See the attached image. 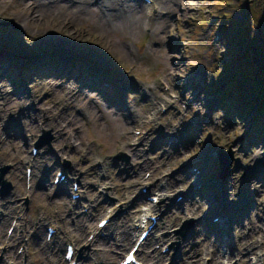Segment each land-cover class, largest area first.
<instances>
[{"label":"rangeland","instance_id":"obj_1","mask_svg":"<svg viewBox=\"0 0 264 264\" xmlns=\"http://www.w3.org/2000/svg\"><path fill=\"white\" fill-rule=\"evenodd\" d=\"M118 2L139 5L135 26L129 18L136 15ZM140 5L136 0H0V68L13 65L16 70L15 82L0 76V168L9 165L4 177L12 185L8 194L0 196V247L12 216L19 211L31 220L26 227H39L33 237L28 230L26 240H22L21 231L12 232L14 248L7 246L0 252L5 263L13 259L14 264H63L64 240L69 237L79 243L84 238L86 226L105 213L95 211L98 204L104 209L115 206L119 216L111 228L123 237L122 225L129 228L139 216L125 220L127 208L141 215L147 205L157 211L169 205L154 236L165 235L161 244L183 241L171 264L206 263L205 254L210 251L218 254L215 264L226 262L221 254L223 245L220 248L219 240L212 236L215 231L210 220L215 213L229 215L231 235L239 242L241 256H247L246 246L255 251V257L264 254V131L257 136L254 126L250 127L254 115L234 113L237 101L224 97L232 91H227L228 86L238 80L232 79L236 66L229 67L218 82L222 58L233 63L237 56L244 65L250 59L264 61V0H160L154 18H146L150 21L143 20ZM226 24L230 26L226 28ZM105 54L113 62H107ZM245 54H249L247 61ZM73 57L84 60L91 73L71 78L69 72L76 74L71 67ZM64 61L67 67L62 66ZM29 66H37V74L26 75ZM50 66L59 71L53 72ZM96 72L102 73L105 81ZM240 82L251 91V85ZM251 100L252 96L248 102ZM161 103L165 112L160 110ZM137 113L146 120L139 131L133 124ZM42 131L46 137L38 153H44L36 156L32 180L27 182L26 166L18 161L28 156ZM141 131L145 139L131 146ZM166 132L179 138L177 145H167ZM47 142L61 162H68V170L77 171L79 183L85 187H79L83 196L88 189V196L95 198L89 201L90 210H94L84 221L77 215L88 196L70 215L68 196L51 185L58 166ZM220 152H226L225 161L231 158V173L222 185ZM198 155L205 156L195 181L182 165ZM123 156L128 157L126 165ZM146 170L151 173L146 178L149 185L157 187L151 194L165 195L157 206L139 196L138 183L132 185ZM193 184L200 188L193 190ZM179 194L186 196L176 201ZM128 198L136 202L130 205ZM234 204L237 209L232 208ZM191 218L192 228L184 230L183 223ZM48 223L60 228V250L45 244L49 243L44 238ZM177 229L184 231L175 234ZM135 234L119 247L109 236L100 238L84 253L109 254L112 259L106 264H115ZM15 243L23 244L22 252L17 254ZM154 245L146 241L139 258L147 256V264H158L157 257L162 256L159 264H166L168 255L160 254ZM262 261L264 264V257ZM94 262L99 264V259L87 258L83 263Z\"/></svg>","mask_w":264,"mask_h":264},{"label":"bare ground","instance_id":"obj_2","mask_svg":"<svg viewBox=\"0 0 264 264\" xmlns=\"http://www.w3.org/2000/svg\"><path fill=\"white\" fill-rule=\"evenodd\" d=\"M136 1H140L141 2V10L143 9V20L145 19L146 21H150V19L148 20V19H146L147 17H151L152 16V18H154V14H155V12H156V9H157V4L159 3V1L160 0H150V2L149 3H147V2H145V1H142V0H136ZM127 1H125V3H126ZM118 4L119 5H121L119 2H118ZM122 5H124L125 6V4L124 3H122ZM121 5V6H122ZM139 5H137V6H135V5H130V6H128V5H126L125 7H128L129 8V12L132 14V16H133V14H135L136 15V18L135 17H130L129 18V20L130 21H132V24L135 26V23H136V20H137V18H139V7H138ZM142 18V17H141ZM139 21V20H138ZM147 24H145V26H146ZM61 60V59H60ZM83 61L84 60H82L80 57L79 58H74L73 57V59H72V62H71V67H72V69L73 70H76L75 72H76V74H73L72 73V75L70 74V72L68 73V75L69 76H71V78H73V79H76V78H81V77H84V76H86L88 73L90 74L91 73V71L90 70H88V68H85L86 66L83 64ZM67 65H68V62L67 61H64V62H62V66H64V67H67ZM10 67H5V68H0V76H2V75H6V76H8V77H11L12 78V80H16V74H14V72L16 73V70H15V68H14V66L13 65H9ZM40 66V65H39ZM38 66V67H39ZM37 67V66H36ZM36 67L35 66H32V67H27L26 69H27V71H29L30 73H32V72H35V70H36ZM50 69L53 71V72H56V71H59V69L58 68H53V67H51L50 66ZM67 70V69H66ZM36 73V72H35ZM37 74V73H36ZM96 75H98L99 77H102V79L105 81V76L102 74V73H100V72H96L95 73ZM15 77V78H14ZM163 84H167L168 83V81H167V79L166 78H164L163 80ZM107 88H110V86H106ZM165 101H166V99H165ZM162 108H163V105H162ZM46 113V112H45ZM139 113H137V115H135V117H136V119H133L134 121H133V124L136 126V130H139V129H143V125H144V123L146 122L145 121V119H143V116H141V115H138ZM151 121V120H150ZM148 124V123H147ZM40 125V124H39ZM70 137V136H69ZM145 138H144V136L141 134V136H139L138 138H136V139H134L133 141H135V142H140V141H143ZM18 163H22V164H27V165H30V166H32V167H35L36 166V164H37V161H36V157H32L31 155H29V157L26 159V160H23V159H20V161H18ZM225 164H227V161L225 162ZM16 165V164H15ZM27 167H29V166H27ZM52 170H53V167L51 168ZM71 174L74 176V177H76V172L75 173H73V169L71 170ZM191 175H193L194 176V174H192L191 173ZM132 177H135L134 176V174H133V176ZM142 178V176H140V180H139V182H138V180L135 178L134 179V181H133V184L132 185H134V184H142V186L143 187H146L147 186V182H144V180L143 179H141ZM81 186H83L82 185V181H81ZM165 184V183H164ZM84 187V186H83ZM165 187H166V191H167V188H168V186H166V184H165ZM170 191V190H169ZM85 192H87V194H85V195H89V190L88 189H86L85 190ZM63 195H64V193H63ZM185 196H186V194L185 195H183V199L185 198ZM64 197H65V195H64ZM88 197H90L89 198V200L91 199V196H88ZM67 198V197H66ZM67 204H68V200H67ZM173 205L175 206L176 205V202L175 201H173ZM61 206H63V204H61ZM96 207H98L100 210H104V205H101V204H98V205H96ZM8 208H10V204H8ZM21 212V211H20ZM75 212H76V210L75 209H70L69 210V213H72V214H75ZM127 214H126V217L124 218L125 220H128L131 216H133V212H131V210L130 211H128V212H126ZM18 216V219H17V221H16V225H15V229L16 230H24L25 228H26V225L27 224H30L31 223V220H30V218H27V217H25L24 215H21V214H18L17 215ZM46 218V217H45ZM45 218H43L44 220H45ZM79 218H82V220L84 221V218H85V215L83 214L82 216H80ZM78 218V219H79ZM147 224H149V222H147ZM37 224H36V233H37V231H38V228H37ZM148 226V225H147ZM146 226V227H147ZM59 229L60 228H58V229H56V235H57V231H59ZM139 229V228H138ZM146 228H144L143 230H145ZM153 229H155V227H153L151 230H150V232H149V236H148V240L150 239V238H152L153 237V234H152V231H153ZM122 230H123V234H124V241L125 240H127L128 239V235L130 236V237H132V229L129 227H127V226H125L124 224L122 225ZM142 231V229H139V232H141ZM203 231H204V228H203ZM216 233H218V231L217 230H214ZM89 234L90 235H93V232H92V230H89ZM220 235H221V233H220ZM12 237H10V238H8V239H6L7 240V244L11 247V248H13V243L14 242H12L11 239ZM3 239V238H2ZM161 240H162V237L160 238ZM2 241V240H1ZM183 242V241H182ZM2 243V242H1ZM92 243V241L91 242H88V243H86V244H88V245H90ZM46 244V243H45ZM243 244V243H242ZM253 245L254 244V241H250L249 242V245ZM47 245V244H46ZM50 247L52 246V243H49L48 244ZM55 246L56 247H58V250H59V246H58V243H56L55 244ZM87 247H81V248H79V247H77V249H76V252L74 253V255H73V257H72V261L75 259L74 257H76V255H78L79 256V253L80 254H82L83 255V253H84V251H85V249H86ZM250 253H253V254H256L255 253V251H253V249H249L248 248V246H246L245 247ZM0 252H1V250H0ZM95 252V251H94ZM94 252L92 253V254H90L89 255V253L88 254H86V258H92V261L93 260H95V261H97V259H99V264H106L107 263V261H108V258L111 260L112 259V256L111 255H109V254H102V255H100L99 257H97V256H94L93 254H94ZM142 253H143V249H142V251H141ZM202 252H204V253H207V249H204V250H202ZM84 255H85V253H84ZM84 255L83 256H79L80 258L81 257H83L84 258ZM205 255H207L208 257H209V264H215V262H217V260H218V254H213V251H210L209 253H207V254H205ZM236 255H239V253L237 252V254ZM144 258H145V260L147 261L148 260V258H147V256L145 257V256H143ZM260 257L261 256H257L256 258H255V261L254 262H257V263H263V261L260 259ZM18 259V258H17ZM82 260V259H81ZM62 262V260H60V263ZM238 263L239 264H250V259H249V256H239V258H238ZM0 264H1V261H0ZM79 264V263H78ZM94 264H96L95 262H94Z\"/></svg>","mask_w":264,"mask_h":264},{"label":"trees","instance_id":"obj_3","mask_svg":"<svg viewBox=\"0 0 264 264\" xmlns=\"http://www.w3.org/2000/svg\"><path fill=\"white\" fill-rule=\"evenodd\" d=\"M240 8H243V6H240ZM232 25L231 22H227ZM226 24V28H227ZM228 25V26H230ZM89 50H92V47L86 46ZM249 54H245V59L247 61ZM259 55V54H258ZM111 57V56H109ZM107 57L105 54V58L107 62H113V59ZM258 57V56H257ZM237 56H234L233 63H230L226 60H223V69L220 72V75L218 77L219 80L222 79V77H225V72L229 67H235L236 66V72L235 74H232V79L238 78V80L233 84V86L230 84L228 86V92L226 95L224 94V97L226 96H232V103H235L237 101V105L233 108V112L236 114H243L245 116L249 114H253V130L255 131V134L257 136H262L264 131V61H262L261 58H259V63H255L254 60L250 59L248 60L247 65L242 64ZM240 62V63H239ZM245 63V62H244ZM242 64V65H241ZM242 66V67H241ZM243 80V82H246L247 85H251V91L247 90V88L241 83L240 81ZM223 83L221 82V85ZM217 87V86H216ZM214 87V88H216ZM226 89V87H224ZM226 90H224V93ZM252 96V100L248 102L249 95ZM233 107V105H232ZM261 138V137H260Z\"/></svg>","mask_w":264,"mask_h":264},{"label":"water","instance_id":"obj_4","mask_svg":"<svg viewBox=\"0 0 264 264\" xmlns=\"http://www.w3.org/2000/svg\"><path fill=\"white\" fill-rule=\"evenodd\" d=\"M2 24L3 25H8V24H11V22H7V21H2ZM254 62L255 63H257V61H256V58L254 59ZM45 135H46V133L44 134V136H42V138L40 139V141L38 142V144H41V142H42V139L45 137ZM223 154V153H222ZM230 163H231V158H230V160L227 162V165H226V167H225V169H223L222 170V172H221V176L224 178L226 175H228V174H230L231 172V170H230ZM224 164V163H223ZM225 171H226V174H225ZM4 172L3 171H1V173H0V184H2V191L4 192V191H6L7 190V185L5 186L4 184H5V180H4ZM188 226H190V223L188 224V225H186V227H188Z\"/></svg>","mask_w":264,"mask_h":264},{"label":"snow or ice","instance_id":"obj_5","mask_svg":"<svg viewBox=\"0 0 264 264\" xmlns=\"http://www.w3.org/2000/svg\"><path fill=\"white\" fill-rule=\"evenodd\" d=\"M133 257L131 255H129L128 259L131 260Z\"/></svg>","mask_w":264,"mask_h":264}]
</instances>
